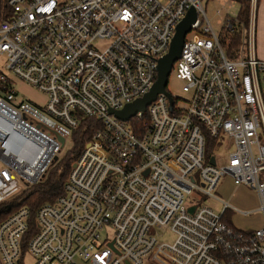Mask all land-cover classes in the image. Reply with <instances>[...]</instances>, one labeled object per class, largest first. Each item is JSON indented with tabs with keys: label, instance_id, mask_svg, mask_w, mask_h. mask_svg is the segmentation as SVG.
<instances>
[{
	"label": "built area",
	"instance_id": "obj_1",
	"mask_svg": "<svg viewBox=\"0 0 264 264\" xmlns=\"http://www.w3.org/2000/svg\"><path fill=\"white\" fill-rule=\"evenodd\" d=\"M257 7L250 0L243 43L231 58L226 40L236 16L219 34L202 0H0V205L18 195L19 182L28 189L45 177L62 151L60 136L66 142L62 129L71 134L81 114L101 120L64 194L42 204L34 224L28 207L0 222L1 264H264V221L242 229L232 209L253 211L220 200L218 213L204 203L229 176L258 192L264 217ZM192 8L196 21L171 71L189 98L180 104L166 86L129 120L110 113L152 90ZM19 81L46 101L20 96ZM208 138L231 149L225 164L216 156L210 162ZM160 228L175 240L159 241Z\"/></svg>",
	"mask_w": 264,
	"mask_h": 264
},
{
	"label": "rangeland",
	"instance_id": "obj_2",
	"mask_svg": "<svg viewBox=\"0 0 264 264\" xmlns=\"http://www.w3.org/2000/svg\"><path fill=\"white\" fill-rule=\"evenodd\" d=\"M202 4L205 9L206 16L209 19L213 29L219 34L224 29V19L228 15L237 16L241 8V4L238 0H202ZM104 44L105 42L98 43L99 46H102ZM3 70L7 72V69L3 68ZM17 88L19 90V95L23 98L30 99L39 104H43L46 101V96L42 92L38 91L36 88L25 83L24 81L17 82ZM167 89L174 96L180 98V104H182L181 101H183V99H188L190 96L189 93L183 91V82L176 77L175 72H171L169 75ZM62 132L66 137V142L62 148L61 153L59 154V159L63 157L66 151L73 145L70 131L67 129H62ZM230 150L231 149L226 150L224 146H222V144L217 146L215 145L212 148L211 154L217 157L218 164L223 165L228 160V154ZM3 166L4 163L0 161V168H2ZM224 181L221 182L217 191H215L214 193L217 198L208 196L204 203L212 207L218 213L221 212L223 208V203L220 200L229 202L232 206L236 207L240 211H253L248 215H244L243 213L232 209V215L230 216V219L236 226L242 229L258 228L262 226L264 217L262 212L258 210L260 205L258 192L249 186L240 185L239 187L229 182H227L225 186L221 187ZM25 187L26 185L24 183L19 182L16 189L18 195L24 192L22 190H25ZM157 237L159 241L166 243H172L175 240V235L169 228H160ZM27 261L28 263H32V260L29 257L27 258ZM78 261L80 264H90L89 261H85L79 258Z\"/></svg>",
	"mask_w": 264,
	"mask_h": 264
},
{
	"label": "trees",
	"instance_id": "obj_3",
	"mask_svg": "<svg viewBox=\"0 0 264 264\" xmlns=\"http://www.w3.org/2000/svg\"><path fill=\"white\" fill-rule=\"evenodd\" d=\"M241 4L239 14L234 21L237 22V30L226 41L227 55L234 58L237 51L243 43V36L249 24L250 0H238ZM260 0H258L259 3ZM101 125V120L97 117L80 115L79 126L72 130L71 137L73 145L69 148L65 155L58 158L45 177L38 183L30 186L22 194H19L9 200L7 203L0 205V222L10 213L21 207H28L31 211V223L34 224L36 211L46 203L53 202L64 194V185L69 176L72 164L80 155L85 143L90 139L94 128ZM214 140L208 138L206 154L209 158L212 154ZM34 226L30 230L33 232Z\"/></svg>",
	"mask_w": 264,
	"mask_h": 264
},
{
	"label": "water",
	"instance_id": "obj_4",
	"mask_svg": "<svg viewBox=\"0 0 264 264\" xmlns=\"http://www.w3.org/2000/svg\"><path fill=\"white\" fill-rule=\"evenodd\" d=\"M196 10L192 8L189 10L186 17L178 24L176 33L172 38L171 47L169 52L160 60L158 66V78L152 88V90L146 94L144 97L139 98L129 104H127L121 110H111L110 113L114 114L116 117L129 120L139 111L146 110L147 106L156 99L159 93H166V86L168 84L169 75L172 71L174 62L180 57L183 43L186 34L191 30V25L196 21ZM173 101H171V104ZM62 145H65V138L60 136ZM59 156H56L57 160ZM210 162L215 164V158L212 156ZM194 208L191 209L193 211Z\"/></svg>",
	"mask_w": 264,
	"mask_h": 264
},
{
	"label": "crops",
	"instance_id": "obj_5",
	"mask_svg": "<svg viewBox=\"0 0 264 264\" xmlns=\"http://www.w3.org/2000/svg\"><path fill=\"white\" fill-rule=\"evenodd\" d=\"M255 42H256V56L258 58L264 59V0H260L257 7ZM222 181H224V183H222L221 187L225 186L227 182L233 183L231 177H224ZM237 186L240 187V185ZM90 264L93 263L90 262ZM144 264H153V263L146 262Z\"/></svg>",
	"mask_w": 264,
	"mask_h": 264
}]
</instances>
